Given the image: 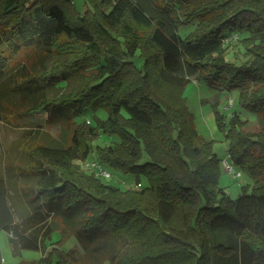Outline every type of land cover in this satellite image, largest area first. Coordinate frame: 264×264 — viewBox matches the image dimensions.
Wrapping results in <instances>:
<instances>
[{
	"label": "trees",
	"instance_id": "1",
	"mask_svg": "<svg viewBox=\"0 0 264 264\" xmlns=\"http://www.w3.org/2000/svg\"><path fill=\"white\" fill-rule=\"evenodd\" d=\"M86 6L80 14L74 0H0V122L45 135L28 146L17 174L42 202L24 193L28 204L18 206L26 210L14 201L9 210L0 180V231L13 249L29 251L59 233L44 263L56 256L57 264H264V0ZM190 24L194 34L181 38L179 27ZM234 33L239 39L226 45ZM238 42L247 57L240 65L227 60ZM56 53L65 62L57 71L36 70L37 54L55 65ZM193 81L237 90L239 108L257 116L260 129L250 133L236 112L227 127L215 108L231 163L253 182L250 194L233 200L220 186L224 158L201 140L184 98ZM10 93L23 98V111L7 106ZM97 111L107 117L86 119ZM53 126L57 138L44 134ZM101 136L119 143L97 146L92 156L133 176L139 190L80 170ZM72 237L78 257L60 251Z\"/></svg>",
	"mask_w": 264,
	"mask_h": 264
},
{
	"label": "rangeland",
	"instance_id": "2",
	"mask_svg": "<svg viewBox=\"0 0 264 264\" xmlns=\"http://www.w3.org/2000/svg\"><path fill=\"white\" fill-rule=\"evenodd\" d=\"M74 5L76 10L83 14L85 8H87V0H74ZM197 24L193 25H183L179 27V35L183 39H187L192 36L195 32ZM242 39L246 38V34H240ZM65 38L61 39L60 44L65 43ZM228 58L227 60L235 63L237 65L243 64L247 57L244 56L243 49L239 46V42L231 45L228 49ZM57 53L55 54L56 63L54 65V61L52 62V58L45 57L42 55L36 56V60L34 62V66L37 71H43L46 67H52L50 72L57 71L60 68L61 63H65L64 60H60V57L57 59ZM141 62L137 63V66H141ZM60 88L63 85L59 86ZM74 85H69L61 91H67L73 88ZM60 91V90H58ZM55 94V93H53ZM184 98L187 101V106L189 111L193 115L194 126L201 137V140L204 141H213L214 152L216 153L218 159H223L227 157V150L229 147V142L226 139L225 133L220 132L215 124V108L217 111L224 116V121L227 127L230 125V118L236 112L242 122H246L248 126L245 128L246 131L250 133L258 132L260 127L258 124L257 116L251 114L248 111L241 110L238 106L239 92L237 90L231 92H222L210 88L205 84H199L196 81H193L189 84L184 90ZM23 98L18 97L15 93H10L6 96L5 103L8 107L12 109L13 112L23 111L25 108L24 104H21V100ZM234 101V106H230L229 100ZM215 106V104H217ZM102 115L107 117L105 112L97 111L87 112L85 117L86 119H91L92 116ZM13 120V119H11ZM14 122V121H11ZM9 121L0 122V180L4 181L3 186L6 188L9 197L7 198V207L9 210H13L14 207H11L12 201H14L16 208H19L24 212L25 207L22 205L18 206L19 203L27 206V196L24 193H27L32 199H34L35 203H41L42 200L39 199L38 192H36L33 187L26 188L24 186L23 180H21L17 174L26 167H23L24 163L27 160L25 154H28L31 145H35L40 143L45 138V135L33 134L28 129L16 128ZM60 130L59 128L47 127L44 129V134H48V136L57 138L59 136ZM115 143H119V138L114 137L110 139L107 136H101L98 140H95L91 143V151L88 161L92 162L96 160L92 155L97 146H111ZM30 146V147H28ZM25 158V161H24ZM148 157L146 155L143 156L142 164L148 162ZM81 171L86 174H90L87 170L85 163H82L81 167H79ZM110 174L112 175L109 179H101L103 183L106 185H111L114 187H123V183H135L136 180L133 176H124L114 170L108 169ZM96 178V176H93ZM143 185L146 186V182H143ZM220 186L224 188L225 192L228 196L236 200L241 195H243L244 190L246 193H251L253 182L251 178L243 173V177L241 181H235L229 175L222 171L220 177ZM36 200V201H35ZM45 203V201H44ZM61 239V235L59 233L52 234L51 238L46 241L44 249H40L38 251H29V250H15L13 249L10 243V236L5 231H0V264H57V257L54 256L51 260V263H44L46 259H49L50 253L52 252V244L58 243ZM62 252H74L72 253L75 257H78L81 253L79 246L76 240L72 237L68 240L63 248L60 249Z\"/></svg>",
	"mask_w": 264,
	"mask_h": 264
},
{
	"label": "built area",
	"instance_id": "3",
	"mask_svg": "<svg viewBox=\"0 0 264 264\" xmlns=\"http://www.w3.org/2000/svg\"><path fill=\"white\" fill-rule=\"evenodd\" d=\"M239 39V35L237 33L234 34H230L229 36H227L224 40V43L226 45L231 44L232 42H235ZM230 106H234V101L233 100H229ZM85 165L87 167V171L90 174H93L94 176H96L99 179H109L112 175L110 174V172L108 171L107 168H105L101 163H99L97 160L92 161V162H85ZM221 169L224 173H226L227 175H229L232 179H234L235 181H241L242 177H243V172L237 168L233 163H231L229 156L227 155L226 158H224L221 161ZM124 188H126L127 190H139L141 188L140 184H134V183H123Z\"/></svg>",
	"mask_w": 264,
	"mask_h": 264
}]
</instances>
